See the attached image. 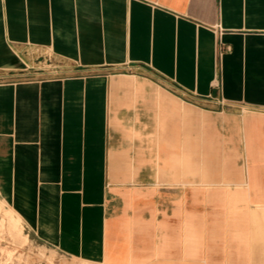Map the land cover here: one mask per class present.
Returning <instances> with one entry per match:
<instances>
[{"label": "crops", "instance_id": "obj_1", "mask_svg": "<svg viewBox=\"0 0 264 264\" xmlns=\"http://www.w3.org/2000/svg\"><path fill=\"white\" fill-rule=\"evenodd\" d=\"M0 78V201L26 238L264 264V0H0Z\"/></svg>", "mask_w": 264, "mask_h": 264}, {"label": "rangeland", "instance_id": "obj_2", "mask_svg": "<svg viewBox=\"0 0 264 264\" xmlns=\"http://www.w3.org/2000/svg\"><path fill=\"white\" fill-rule=\"evenodd\" d=\"M229 109L242 114L247 111L237 106ZM24 235L27 231L20 220L0 201V264H91L63 255L30 237L26 240ZM193 257L195 261L198 255L194 253Z\"/></svg>", "mask_w": 264, "mask_h": 264}, {"label": "bare ground", "instance_id": "obj_3", "mask_svg": "<svg viewBox=\"0 0 264 264\" xmlns=\"http://www.w3.org/2000/svg\"><path fill=\"white\" fill-rule=\"evenodd\" d=\"M23 237L27 240L26 236H23Z\"/></svg>", "mask_w": 264, "mask_h": 264}]
</instances>
